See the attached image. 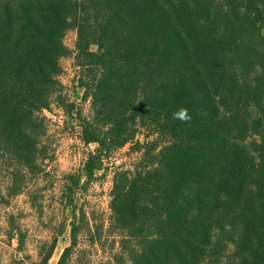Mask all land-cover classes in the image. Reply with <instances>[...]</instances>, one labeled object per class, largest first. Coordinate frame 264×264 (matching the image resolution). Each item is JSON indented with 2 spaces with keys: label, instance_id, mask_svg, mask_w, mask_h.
I'll return each mask as SVG.
<instances>
[{
  "label": "trees",
  "instance_id": "trees-1",
  "mask_svg": "<svg viewBox=\"0 0 264 264\" xmlns=\"http://www.w3.org/2000/svg\"><path fill=\"white\" fill-rule=\"evenodd\" d=\"M70 29L91 101L80 139L96 148L65 179L70 244L57 264L79 258L82 238L100 243L103 226L73 198L137 125L157 138L114 175L115 264H264V0H0V204L26 192L37 208L28 188L47 160L42 112ZM180 107L190 121L172 118ZM5 233L23 253L12 216ZM56 238L33 264L48 263Z\"/></svg>",
  "mask_w": 264,
  "mask_h": 264
},
{
  "label": "rangeland",
  "instance_id": "rangeland-1",
  "mask_svg": "<svg viewBox=\"0 0 264 264\" xmlns=\"http://www.w3.org/2000/svg\"><path fill=\"white\" fill-rule=\"evenodd\" d=\"M76 43V30L70 29L63 37L68 53L59 62L56 93L50 98L48 111L42 112L45 135L41 138V143L45 147L47 160L43 165L44 173L28 188L37 208L32 207L26 192L10 199L7 205L0 204V264H10L12 260L26 256L30 260L25 261V264L35 263L38 248L51 242L55 236V248L47 264H57L63 250L70 244L71 209L67 207L70 192L65 179L81 175L83 164L94 156L96 148L95 145H85L80 139L78 116L80 119L90 118L91 101L87 97L90 91L84 87V83L88 82L86 73L79 67L80 62L75 57ZM90 51L95 52L96 48L91 46ZM131 129L135 132L133 138L116 149L109 158L102 160L100 169L94 171L86 191H78L73 195L74 204L83 208L88 218L93 220L90 225H102L104 233L100 243L94 246L88 245L91 244L89 241L80 239L76 251L83 249V252L78 255L79 258L74 254L69 264H115L112 257L118 250L117 238L106 233L110 219L113 178L120 171H133L141 161V154L147 150L146 147L157 138L149 127L137 125ZM5 183L6 178L2 175L0 187L3 188ZM9 216L14 218L26 234L23 253H18L16 241L9 243L5 235ZM58 232H61L59 236Z\"/></svg>",
  "mask_w": 264,
  "mask_h": 264
},
{
  "label": "clouds",
  "instance_id": "clouds-1",
  "mask_svg": "<svg viewBox=\"0 0 264 264\" xmlns=\"http://www.w3.org/2000/svg\"><path fill=\"white\" fill-rule=\"evenodd\" d=\"M172 118L181 122H188L191 120V116L188 109L180 107L172 112Z\"/></svg>",
  "mask_w": 264,
  "mask_h": 264
}]
</instances>
